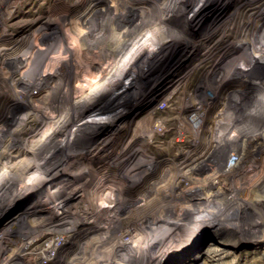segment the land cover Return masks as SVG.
I'll use <instances>...</instances> for the list:
<instances>
[{
  "label": "bare ground",
  "instance_id": "6f19581e",
  "mask_svg": "<svg viewBox=\"0 0 264 264\" xmlns=\"http://www.w3.org/2000/svg\"><path fill=\"white\" fill-rule=\"evenodd\" d=\"M205 1L121 0L116 7L111 5L110 1L109 6L103 8L98 14L95 12L84 14L80 19H73L65 26L62 25L63 27L55 25L53 28H57L53 39H51L52 41L35 44L30 51H25V53L20 54L14 60L6 61L7 69L0 73V82L2 83L0 92L11 85L10 90L7 92L13 93L15 91L22 103L25 101L34 103L32 110L26 111L24 116L18 118V120L11 121L8 117L14 104L7 101L1 102L2 98H0V107H3L0 111L4 112L3 121L0 122V156L6 157V155L10 154L8 151H13L11 149L16 146V153L22 157V161L18 165L0 170V184L3 183V187H8L11 198L19 193L40 190L50 183L55 169L53 166L58 157L61 155L66 158L74 150L84 148V138L99 131L101 121L95 120L91 116L83 115V112L78 110L84 106L85 102L94 100L100 94L111 93L110 96L117 98L119 93H124L138 86V83H142L141 73L148 66V63L155 56L163 54L165 50L167 51V46L170 42L187 36L191 25L189 24L190 20L201 15ZM234 1L238 2L235 11L216 30L208 34L209 36H214L216 33L220 35L217 40H214L215 42L213 41L214 44L210 43L206 51L194 58L199 61V64L195 65L192 71L198 65L201 66L206 63L204 66L206 71L213 72L216 70V72H222L223 80L217 79L214 82L216 88H220L227 80L260 79V83H257L260 93L248 94L239 92V95L235 96L236 98L229 95L227 98L229 105L219 110L213 118L220 129L231 126L233 128L231 131L232 135H228L221 140L223 136L221 132L223 131L220 130L217 133L218 140H215V143L208 147L207 152L194 158L192 156L185 158L183 166L188 167L189 171H193V173H200L202 171L201 168L208 161H210V164L217 162L215 174L207 179V187L204 188L207 190H205L204 195L192 193L196 190L199 192L203 190V187L199 185L191 189L189 195L192 198H187V200L182 202L181 209L184 210L190 209L193 205H201L200 203L203 202L200 201L201 197L211 199L209 202H204L202 208L200 207L201 209L191 219V226L186 232L194 231V224L199 229V231L196 230L192 234H197V232L200 234V226L205 219L220 217L228 213L227 208L230 206V198L235 195L233 193L235 191H231L226 181L240 184L243 192L246 190L247 187L243 181L248 173L256 167L255 164L249 163H256V158L259 156L256 154L257 148L259 147L260 139H262L261 137H264V127L262 126L257 130V121L252 118L254 113L264 112V0H254L250 4H245V1L241 0ZM144 23H146V27L140 30ZM229 36L234 38L242 36L240 38V46L238 45L239 49L230 53L227 51L220 52L216 47V43L226 41V39L227 41L230 40L227 38ZM204 39L199 41L201 45L205 43ZM8 63L13 64L16 69L8 67ZM105 65L107 66L105 67ZM17 72H23V76L16 78ZM87 73L90 76L86 79ZM182 81L183 79L181 78L178 83ZM73 89H76V95L67 99L66 95ZM39 94L41 96L36 97ZM52 94L59 95V101H61L55 107L51 105ZM127 99L124 98V101ZM164 100H166L164 105H158V109L169 105L168 97ZM194 105L203 113L206 111L205 109L211 106L210 103L201 98ZM102 106L100 105L99 110ZM54 110L55 112H53ZM50 111L53 112V115L49 117ZM101 115L102 113L99 116ZM202 115L205 116L206 114ZM34 119L36 122L32 124ZM48 123H50L48 128L42 132L43 126ZM31 124L32 127L29 126ZM72 124L73 126L69 129ZM164 132L166 133V130L158 133L165 135ZM203 132L205 135V132L209 131L206 129ZM251 133L255 134L252 139L249 138V135H253ZM108 137L102 139V145L106 146L110 142ZM242 138H245L248 142L246 145L254 152L255 159H246L242 165L234 168L232 164L235 162V156L237 155L234 150L240 148ZM98 140L99 134L95 139V144L89 145V147H92L89 152H93L97 148L96 141ZM124 142L126 143H124L123 149L117 153L115 158L108 162V168L120 170L128 166L135 167L131 171L129 167V169L127 168L130 171L131 179H133L137 177L141 171L140 169L149 163L152 157L149 148L150 141L145 138L135 137V134H133ZM6 145L10 147L8 151L2 148V146ZM24 173L27 174L26 177L21 179L18 185L13 186L14 184H11L12 181ZM101 173V176L107 177L105 172ZM76 182H78L77 179L72 183L78 189H81L82 195L86 196L89 194L90 200L93 201L94 205L62 212V214L57 216L60 219L58 224L61 225L59 226L66 225L72 219L80 222H85L89 219V222L103 223L102 227H106V224H109L105 239L118 234L119 229L117 227L120 220L127 217V209L125 207H128V204L124 207L123 200L117 199L110 204L111 209L105 210L106 202L101 199L102 195L112 196L117 193L118 186L116 183L99 181L100 183H96L97 185L95 184L91 190H88L86 186L81 185L80 187L81 182L77 185ZM203 184L205 185V183ZM171 185L165 182L160 184L158 189H169ZM119 188L122 194L126 193L125 185ZM255 188L262 189L264 193V182L258 183ZM235 193L237 194V191ZM4 195L2 191L0 200L4 199ZM49 196L51 194L47 197ZM153 198L154 196L148 200ZM46 200L48 199H45L44 202ZM239 204L232 209L231 213L229 212L230 214L228 213L229 215H226L230 217L231 214L236 215L238 212L244 215H247L248 212H250L248 214L258 215L259 220L252 222L249 228L256 234H254L255 239H253L255 245L264 248V239H259L257 236V233L264 230V195L256 199V205H259V209H256V212L253 211L256 208L255 204V207H251V209L249 205L244 203V200ZM222 205L226 206L225 209L221 207ZM94 206L96 209H94ZM116 207L118 208L117 210H115ZM134 207L129 209V211L135 212L144 207V205L136 206L135 204ZM225 219H221L222 224L232 227L231 225L234 223ZM46 220L39 222L36 226L28 224L26 227L15 223L1 231L0 252L7 251L10 247L6 239L12 236L9 240L14 244L19 238L14 233H19V235L23 236L30 235L33 239L23 244L21 253L17 258L18 260L26 262L25 260L33 254L34 259L36 258L34 264L74 261V258L78 256L72 257L64 251L57 250L58 241L53 240V236L57 232L45 231V228L50 224ZM166 222V225L170 223L169 219ZM147 224L148 222L140 223L141 227ZM128 234L130 236L129 239H124L126 241L124 244L126 246L125 250L116 262H111L110 264H130L141 255L147 259L154 260L159 258L158 260L163 259L167 264H173L175 261L183 260L185 254H187V250L182 251L184 248L181 251L174 248L172 250L168 249L169 241H163L166 237L165 232L138 228L133 233L128 232ZM187 237L189 238V235L186 233L180 237L178 236L174 244L188 242L189 239ZM46 241L49 242L44 244ZM159 244L164 247L160 253L158 252ZM87 248L88 246H85L86 250ZM231 250L214 246L207 254L211 260L222 264L232 253ZM113 257L115 258V256ZM17 259H11L10 263L6 262L3 264H15ZM95 260L91 263L108 264V259H101L102 261L99 259V262ZM81 263L78 261L75 264ZM0 264L2 263L0 262Z\"/></svg>",
  "mask_w": 264,
  "mask_h": 264
},
{
  "label": "rangeland",
  "instance_id": "374dc122",
  "mask_svg": "<svg viewBox=\"0 0 264 264\" xmlns=\"http://www.w3.org/2000/svg\"><path fill=\"white\" fill-rule=\"evenodd\" d=\"M110 1V4L116 7L120 4L121 0H67L65 6L53 8V10L51 9L52 11L45 9L44 17L52 14L50 17L55 20L53 21L52 19L51 22L57 27H63L73 19H80L84 14L100 13L103 8L109 6ZM241 1H245V4L254 2V0ZM237 3L234 0H206L201 10V15L197 16V18L193 17L190 20L189 24L191 25L187 36L170 42L167 46V51L165 50L163 54L155 56L148 63V66L141 73L142 83H138V86L126 91L127 94L126 92L119 93L117 98L110 96L111 93H105L100 94L94 100L85 102L84 106L78 111L83 112V115L95 118V120H100L99 131L84 138V148L74 150L66 158L61 155L58 157L53 166L55 169L52 174V180L47 186L33 192L19 193L11 198L8 187H3V183H1L0 193L3 191V195L7 194L4 195L5 197L2 196L4 199L0 200V232L15 223L23 227H26L28 224L36 226L39 222L49 217L46 222L50 224L45 228V231L57 232L53 236V240L58 241L57 250L64 251L72 257H78L74 258L75 260L72 262L62 261L44 264H75L78 261L82 262L81 264H92L91 262L95 259L98 262L99 259L100 261H102L101 259H108V264L116 262L125 250L126 246L124 244L126 241L124 239L127 240L130 237L127 233H133L138 228L165 232L166 237L163 241H169L168 249L172 250L174 248L181 251L184 248L185 250L183 249L182 251L187 250V254H185L183 260L175 261L173 264H220L211 260L207 254L214 246L232 249V253L222 264H264V248L255 245L253 240L255 239V233L249 228L252 222L259 220L258 215L248 214L250 212L247 215L239 212L236 215L231 214L230 217L226 215L229 212L231 213L232 209L242 200H244L246 205L250 206V209L256 206L253 211L256 212V209H259V205H256V199L263 196L264 193L262 189L255 187L258 183L264 182L263 136L260 139L261 141L259 140V147L256 153L259 156L256 158V163H249L255 164L256 167L248 173L243 181L247 187L246 190L243 192L240 184L228 183L226 181L231 191H237V194L233 192L235 195L230 198V206L227 208L228 213L220 217L205 219L201 223L200 234L198 232L197 234H192L196 230L199 231V229L194 224V231L186 232L191 226V219L202 208V204L209 202L211 199L201 197L200 201H203L200 203L201 205L197 204L193 205L190 209H181L182 202L187 200V198H192L189 195L191 189L200 185L203 187V190L200 192L196 190L197 193L196 191L192 193L204 195L205 190H207L204 189L207 187V179L215 174V170L217 169V162L210 164V161H208L201 168L202 171L200 173H193V171H189L188 167L183 166L185 158L190 156L194 158L207 152L208 147L215 143V140H218L217 133L220 130L223 131L221 132V135H223L221 140L228 135H232L231 131L233 128L231 126L220 129L215 124L213 118L219 110L229 105L227 101L229 95L234 98L239 95V92H246L248 94L260 93L257 87V83L261 81L260 79L227 80L220 88H216L214 82L217 79L223 80L222 72L219 73L216 70L213 72L206 71L204 69L206 63L201 66L198 65L192 71L194 66L199 64V61H196L194 58L206 51L210 43L214 44V40H217V37L220 35L216 33L217 35L209 36L208 34L216 30L224 20L232 15L237 7ZM145 27L146 23L141 26L140 30ZM227 38L230 40L227 41L226 39V41L216 43V47L220 52L227 51L230 53L239 49L240 38L237 37V39L232 36ZM202 39L205 42L203 45L199 42ZM89 76L87 73L85 78L87 79ZM181 78L183 81L178 83V80ZM8 90H10V86L3 89V92H0L1 102L7 101L14 104L8 118L11 121H16L18 118L24 116L26 111L32 110L34 103L27 101L22 103L15 91L9 93L7 92ZM74 95H76V89L71 90L66 96L68 99ZM40 96L41 94L36 97ZM166 97L169 99V105L165 106V108L159 107L158 109V105H164ZM124 98L128 99L124 101ZM200 98L211 104L210 108L205 109L208 111L204 112L205 116L194 105ZM59 99V95L52 94L51 105L53 107L59 105L61 103ZM100 105L103 106L99 110ZM1 109L3 107H0ZM53 112H49V117L53 115ZM99 113H102V115L99 116ZM3 115L4 112L0 111V122L3 121ZM190 115L193 120L189 118ZM252 118L257 121V130L262 126L264 127V112L259 114L254 113ZM35 122L36 120L34 119L32 124ZM32 124L29 126L32 127ZM49 124L43 126L42 132L48 128ZM71 126L73 124L69 126V129ZM30 127L28 128L30 129ZM205 127L209 132H205L204 135L203 131H206ZM165 130V135L158 133ZM98 134L99 140L96 141L97 148L93 152H89V149H92L89 145L95 144ZM133 134H135V137L145 138L150 141L149 148L152 157L149 163L140 169L141 171L137 177L131 179L129 172L134 170L135 167L128 166L130 169L126 167L125 169L114 170V168H108V162L115 158L117 153L123 149V145L126 143L124 141H127ZM251 134L253 135H249V138L252 139L255 134ZM107 137L110 142L104 146L101 141ZM246 144L248 142L245 138H242L240 148L234 150L237 154L235 156L236 160L232 164L234 168L242 165L246 159H255L254 152ZM2 148L8 151L10 147L6 145L2 146ZM16 148L15 146L11 149L13 151H8L10 154L6 155V157L0 156V170L10 166L14 167L22 161V157L16 153ZM101 172H105L107 177L101 176ZM26 175V173L22 174L13 180L11 184H14L13 186L18 185V182L26 177ZM104 177L106 178L103 179ZM75 179L78 180L76 185L81 182L80 187L81 185L86 186L88 190H91L96 183H100L99 181L116 183L118 186L117 193L112 196L102 195L101 199L106 202V206H104L106 207L105 210L111 209L110 204L117 199L123 200L124 207L128 204V207H125L127 209V217L120 220L117 227L119 229L118 234L106 237L105 239L109 224H106V227H102L103 223L89 222V219L85 222L72 219L66 225L59 226L61 224H58L60 219L57 216L62 214V212L94 205L93 201L90 200L89 194L86 196L82 195L81 189H78L73 184ZM165 182L168 185L172 184L171 188L159 190L158 186ZM123 185L126 186V193L124 194H122L119 188ZM50 194L51 196L47 197ZM153 196V199L148 200ZM45 199L48 200L44 202ZM135 204L136 206L144 205V207L135 212L129 211ZM239 206L241 205L239 204ZM221 207L225 209L226 206L222 205ZM94 209H96L95 206ZM117 209L116 207L115 210ZM107 213L109 214V212ZM167 219H169L170 223L166 225ZM221 219L228 220L234 224L231 225L232 227H227L222 224ZM142 222H148L149 225L141 227L140 223ZM185 233L189 235V238L187 237L189 241L174 244L175 239ZM257 234L259 239H264V230ZM14 235L19 237L18 241L13 244L9 240L12 236L9 237V239H6L7 244L10 245L9 249L0 252V262L2 264L6 262L10 263L11 259H17L21 253L23 244L33 239L30 235L23 236L19 235V233H14ZM48 242L46 241L44 244ZM85 246H88L87 250ZM163 248L160 245L158 252L160 253ZM168 254L170 255V253ZM110 258L112 259L110 260ZM35 259L34 255L31 254L25 260L26 262L17 259L16 262L18 263L15 262V264H34ZM158 259L151 260L141 255L130 264H167L165 260Z\"/></svg>",
  "mask_w": 264,
  "mask_h": 264
},
{
  "label": "built area",
  "instance_id": "2783aa9c",
  "mask_svg": "<svg viewBox=\"0 0 264 264\" xmlns=\"http://www.w3.org/2000/svg\"><path fill=\"white\" fill-rule=\"evenodd\" d=\"M66 1L0 0V73L7 69L6 61L14 60L25 51H30L35 44L46 43L53 39L55 24L51 22L52 14L44 17V10L52 11L53 8L65 6ZM10 63L7 66L16 69ZM22 76L23 72H17L16 78ZM189 118L193 120L191 115Z\"/></svg>",
  "mask_w": 264,
  "mask_h": 264
}]
</instances>
